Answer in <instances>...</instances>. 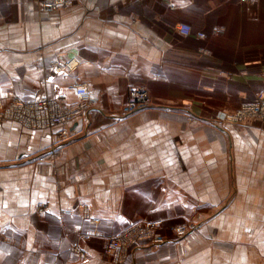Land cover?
<instances>
[{
  "label": "crops",
  "instance_id": "obj_1",
  "mask_svg": "<svg viewBox=\"0 0 264 264\" xmlns=\"http://www.w3.org/2000/svg\"><path fill=\"white\" fill-rule=\"evenodd\" d=\"M43 1L0 0V101L74 105L82 84L90 100L60 163L4 171L0 264H112L104 247L130 219L165 215L209 180H264V118L226 121L264 95V0H77L55 12ZM73 59V74L57 71ZM139 87L150 106L125 115ZM33 132L37 145L54 133ZM176 234L125 264H178Z\"/></svg>",
  "mask_w": 264,
  "mask_h": 264
},
{
  "label": "rangeland",
  "instance_id": "obj_2",
  "mask_svg": "<svg viewBox=\"0 0 264 264\" xmlns=\"http://www.w3.org/2000/svg\"><path fill=\"white\" fill-rule=\"evenodd\" d=\"M89 100L83 102L85 109L78 117L67 121H62L61 114L46 119L39 105L49 103L48 114L50 115L54 105L60 104H53L45 99L29 101L36 105L33 110L19 113L7 110L4 114H0V122L9 124L0 129V142L4 141L0 144V189L8 186V176L4 174V171L16 170L23 166L30 167L31 163L36 166L60 163L73 136L71 127L79 118L86 115ZM29 112L31 113L29 117L23 116L24 113ZM232 117L228 116L226 121L237 123L245 119L243 117L240 121H232ZM46 121H51L54 126L48 125ZM14 123L21 125V128ZM39 123L43 125L37 127ZM10 124H13V128ZM47 128L54 131L50 141H45L44 145L33 143V131ZM16 153H25L26 156L24 159L17 158ZM218 182L223 186L220 190L221 194L213 196L211 188ZM205 184L210 188L201 192V195L195 191L186 190L181 194L185 193L188 196L171 198L169 204L172 207L165 215L155 214L151 218L130 219L123 230L109 239V241L115 238L120 239L118 249L108 251L104 247L109 261L112 264H125L126 259L139 251L140 247L151 246L155 250L156 245L164 246L170 239L177 240L173 234H179L177 229H182L184 231L182 237L186 235L185 239L180 243H171H176L175 245H180L183 249L176 252L177 260L171 255L169 257L170 260L175 259L178 264H264V180L253 175L252 177H235L234 180L229 179V181L209 180ZM174 185L176 184H170L172 189ZM215 191L217 192L218 189ZM153 204L160 206L163 202L153 201L152 206ZM122 205L116 204L110 207V213L121 212ZM36 206L38 211L43 209L41 203ZM88 207L85 204L81 206L86 212ZM70 213V211H64V214ZM169 221L171 228L167 229L168 233L164 235L160 231L164 223ZM80 257L84 260L85 254L80 253Z\"/></svg>",
  "mask_w": 264,
  "mask_h": 264
},
{
  "label": "built area",
  "instance_id": "obj_3",
  "mask_svg": "<svg viewBox=\"0 0 264 264\" xmlns=\"http://www.w3.org/2000/svg\"><path fill=\"white\" fill-rule=\"evenodd\" d=\"M77 0H44L42 3V8L49 12H55L56 10H66L71 8L73 2ZM178 31L186 36L191 35V28L188 25H180L178 27ZM203 37V35H199ZM76 62L74 59L65 62H58L56 63L57 71L71 75L76 70L75 65L73 63ZM78 64V62H77ZM73 65V66H72ZM76 95L80 101L76 102L78 105L67 104V103H59L60 105H54V107L50 110V115L48 114L49 103L47 104H40L39 108L43 111L46 119H50L56 114H61L62 121L72 120L81 114V112L85 109L84 103L87 102L89 98L88 87L84 84L79 85L76 87ZM130 98L129 101L123 106L122 112L125 115H132L135 114L140 109L146 108L150 106L151 103V96L147 88H135L131 90L129 94ZM41 102V101H40ZM84 102V103H83ZM35 104L23 103V102H15L11 107H5L3 103L0 101V114H4L7 110H12L13 112H25L29 110L35 109ZM29 113H24V117H29ZM243 117H263L264 118V95H261L256 100V103L252 105H246L243 107L242 111L238 112V114L234 115L231 120L232 121H240ZM48 125L54 126L51 121H46ZM43 124H38L37 127H41ZM179 234L184 235V231L182 229H177ZM120 238V237H119ZM120 243V239L115 238L114 240L109 241V244L105 246V249L108 251H114L118 249V245Z\"/></svg>",
  "mask_w": 264,
  "mask_h": 264
},
{
  "label": "bare ground",
  "instance_id": "obj_4",
  "mask_svg": "<svg viewBox=\"0 0 264 264\" xmlns=\"http://www.w3.org/2000/svg\"><path fill=\"white\" fill-rule=\"evenodd\" d=\"M75 64H76V65H75ZM73 65H75V68H76V67L78 66L77 61L74 62ZM73 65H72V66H73Z\"/></svg>",
  "mask_w": 264,
  "mask_h": 264
}]
</instances>
